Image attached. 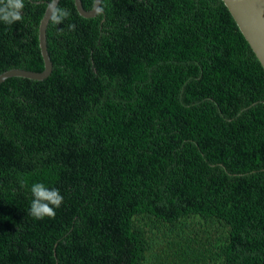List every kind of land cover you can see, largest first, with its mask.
Listing matches in <instances>:
<instances>
[{
  "label": "trees",
  "instance_id": "1",
  "mask_svg": "<svg viewBox=\"0 0 264 264\" xmlns=\"http://www.w3.org/2000/svg\"><path fill=\"white\" fill-rule=\"evenodd\" d=\"M48 1L0 21L1 68L44 69ZM57 6L51 73L0 84V264H264V74L224 2Z\"/></svg>",
  "mask_w": 264,
  "mask_h": 264
},
{
  "label": "water",
  "instance_id": "2",
  "mask_svg": "<svg viewBox=\"0 0 264 264\" xmlns=\"http://www.w3.org/2000/svg\"><path fill=\"white\" fill-rule=\"evenodd\" d=\"M59 1L60 0H50L47 2L45 12L39 23V31H38L39 48L44 63V69L32 70V69H23V68L0 67V84L9 77L21 76L30 79L41 80L46 78L51 73L52 61L50 59L46 44V27L49 21L48 19L49 8L51 6H57ZM73 1L78 13L84 17L95 16L97 13L96 9L100 8V4H101V0H94L92 7L89 10H86L82 5L81 0H73ZM222 1L228 8L239 31L241 32L256 62L258 63L260 69L264 74V0H222ZM61 237H59L58 239H60ZM55 244H54V248H55Z\"/></svg>",
  "mask_w": 264,
  "mask_h": 264
},
{
  "label": "clouds",
  "instance_id": "3",
  "mask_svg": "<svg viewBox=\"0 0 264 264\" xmlns=\"http://www.w3.org/2000/svg\"><path fill=\"white\" fill-rule=\"evenodd\" d=\"M25 7L24 0H0V21L11 25L22 20V10ZM97 12L102 9L97 8ZM70 12L58 6L49 8L48 19L55 24L62 23ZM71 30H75V24H69ZM33 199L31 201L29 214L36 219L44 217H55V209L59 208L64 200L63 195L57 188H48L45 184L37 182L31 187Z\"/></svg>",
  "mask_w": 264,
  "mask_h": 264
}]
</instances>
